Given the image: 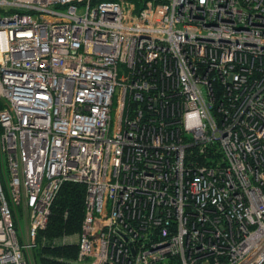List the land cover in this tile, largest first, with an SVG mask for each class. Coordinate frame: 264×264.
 <instances>
[{"label": "built area", "instance_id": "1", "mask_svg": "<svg viewBox=\"0 0 264 264\" xmlns=\"http://www.w3.org/2000/svg\"><path fill=\"white\" fill-rule=\"evenodd\" d=\"M140 5L0 0V264H264V0Z\"/></svg>", "mask_w": 264, "mask_h": 264}, {"label": "trees", "instance_id": "2", "mask_svg": "<svg viewBox=\"0 0 264 264\" xmlns=\"http://www.w3.org/2000/svg\"><path fill=\"white\" fill-rule=\"evenodd\" d=\"M130 1L140 7L142 1L145 0ZM84 208L85 187L78 183H63L51 206L47 225L38 234V244L33 250L35 262L32 261L33 264H72L76 260L78 253L76 244L53 245V241L61 239L64 235L77 236L79 234Z\"/></svg>", "mask_w": 264, "mask_h": 264}, {"label": "rangeland", "instance_id": "3", "mask_svg": "<svg viewBox=\"0 0 264 264\" xmlns=\"http://www.w3.org/2000/svg\"><path fill=\"white\" fill-rule=\"evenodd\" d=\"M0 171H1V166H0ZM20 219H21V225L24 228L26 226V222L23 221V217L22 216H20ZM61 239H67V240L71 239V240H73V242H69V243H67V245L76 244V243H74V240L76 239L75 235H73V236L64 235V236L61 237ZM39 243L41 244V242H39ZM33 250L30 252L29 257H30V260L34 262V258H33L34 251Z\"/></svg>", "mask_w": 264, "mask_h": 264}]
</instances>
